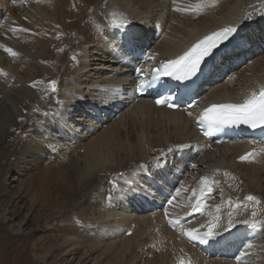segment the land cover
I'll return each mask as SVG.
<instances>
[{"label": "bare ground", "instance_id": "6f19581e", "mask_svg": "<svg viewBox=\"0 0 264 264\" xmlns=\"http://www.w3.org/2000/svg\"><path fill=\"white\" fill-rule=\"evenodd\" d=\"M22 1L27 0H0L19 27L0 37V165L6 161L0 233L7 237L1 259L15 244L34 241V258L45 261L60 253L64 264H264V148L254 162L240 160L248 146L196 152L206 145L184 112L157 108L147 99L133 101L132 70L141 63L123 46L127 35L139 38L137 48L152 44L142 64L146 70L216 29L243 27L244 41L222 54L215 68L226 61L248 65L228 80H207L209 102L240 98L253 90L254 79L264 77V0ZM249 15L251 23L245 24ZM110 18H125L130 26L113 40L109 36L115 33L106 28ZM189 145L186 157L176 155ZM163 169L165 181L159 175ZM202 180L206 185L198 198L224 214L234 209V222L261 219L254 256L242 255L251 232L230 236L224 221L207 240L216 254L179 232L183 216L172 217L171 206L181 201L184 214L186 196ZM171 182L181 183L178 192L170 190ZM208 192L209 199L203 194ZM249 195L259 204L246 202ZM230 200L235 207L223 208ZM170 220L179 223L173 227ZM48 231L59 239L38 256L34 250L45 245L33 235ZM27 253L10 261L32 264Z\"/></svg>", "mask_w": 264, "mask_h": 264}, {"label": "snow or ice", "instance_id": "6c2138e0", "mask_svg": "<svg viewBox=\"0 0 264 264\" xmlns=\"http://www.w3.org/2000/svg\"><path fill=\"white\" fill-rule=\"evenodd\" d=\"M175 3V0H174ZM201 7L200 5L197 6ZM179 10V9H173ZM246 18H250L246 17ZM110 25L114 28L126 29L127 24L129 23L126 19H122L119 22L117 21H109ZM21 31H27L26 29H20ZM237 32V29L234 27L225 28L221 31L214 32L211 35L205 37L203 40L199 41L195 45H193L187 52H185L182 56L167 61L161 65L160 68L154 69V74L152 76V81L148 84V87H151L152 83H155L158 77L168 76L172 77L175 80H187L194 77L197 72L200 70V65L206 56H209L213 49L217 48L221 43L228 41L232 38V36ZM138 37L127 35L124 38V48L127 53L135 52L137 50L138 45ZM5 51L11 53L13 56L16 55L15 52H12L11 49H5ZM2 72V70H0ZM141 73H137L139 77ZM55 81L51 82V87L53 91L55 90ZM138 91L143 94L144 92V83L141 81V87ZM155 103L158 106H167L172 108L175 106L174 102L170 97L162 96L159 99L155 100ZM190 106H192L190 104ZM191 115V113H189ZM201 124H207V135H211L214 128L216 126H238V125H248L251 128L262 127L264 128V88H262L257 95L253 93V95L245 100L243 103H228V104H213L210 107L203 110L200 114V120L198 121ZM169 151H172L169 149ZM254 155V153H249L246 156L240 157L241 161L248 159L250 156ZM144 167V166H141ZM191 167L195 168L196 165L193 164ZM227 175V173H225ZM203 183V180L201 181ZM118 189V185L115 181L112 182V190L115 191ZM178 192V190H177ZM111 198V196L109 197ZM175 196L170 197L167 200L168 204H172ZM247 201H255L259 204V200L249 195L245 198ZM240 205H237L239 207ZM219 210V208H217ZM195 211H200V204L197 203L195 206ZM165 215H168L167 209H165ZM256 213L253 212V217H255ZM216 219H219L218 217ZM170 225L173 227L176 226L179 221L173 222L169 221ZM247 223V222H246ZM234 225V221L231 219V213L229 214V223L226 227V230L230 229ZM253 226L255 222H253ZM214 225L209 226L207 233L204 235H199L198 230H193L191 232L186 233L189 239L191 240H202L207 242V240L214 235H218V233H214L213 231ZM130 234V233H129ZM248 247H251L249 243Z\"/></svg>", "mask_w": 264, "mask_h": 264}, {"label": "rangeland", "instance_id": "374dc122", "mask_svg": "<svg viewBox=\"0 0 264 264\" xmlns=\"http://www.w3.org/2000/svg\"><path fill=\"white\" fill-rule=\"evenodd\" d=\"M5 163H6V161L4 160V161H2L3 166L0 165V184L3 180V172L5 171V167H4ZM18 222H19V220H16L15 224H18ZM4 227L6 230H8L7 226H4ZM26 227H25V229H26ZM28 232L30 233V231L28 230V231H26L25 234L28 235L29 234ZM54 234H55L54 232L48 231L46 233H40L37 236H35V234L33 235V238H34L33 240H39L40 238H43L39 244L45 245L43 249L34 250L35 251L34 253L36 255H38V256L44 255L49 249L50 240H53V239L58 240L59 239V234H56V235H54ZM53 235L56 237H54ZM6 239H7V237H5V236L1 237V233H0V252H1V250H3V248H5L4 247L5 244H3V242H6ZM9 244H11V243H9ZM34 244H35L34 241H32L29 245L28 244L24 245L23 247L21 246V243L15 244L14 246H12V249L10 250V253H9V256L7 257V259H1V257H0V264H16V262L12 263L10 260H15L16 256H18L21 252L23 253V251L28 252L30 254L29 255L30 258H34L32 255V253H33L32 249H33ZM19 247H21L22 249H20ZM28 253L25 255H28ZM34 259H35V261H34L35 264H64L63 255H61L60 253H55V255L53 257H48V259L45 261L39 260V258H36V257ZM34 262L32 261V264H34Z\"/></svg>", "mask_w": 264, "mask_h": 264}]
</instances>
